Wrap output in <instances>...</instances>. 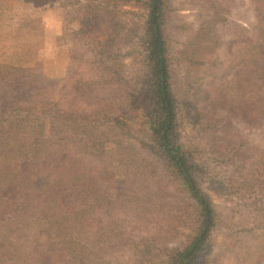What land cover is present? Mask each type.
Listing matches in <instances>:
<instances>
[{"label": "trees", "instance_id": "trees-1", "mask_svg": "<svg viewBox=\"0 0 264 264\" xmlns=\"http://www.w3.org/2000/svg\"><path fill=\"white\" fill-rule=\"evenodd\" d=\"M224 1L192 0L211 7L209 19L174 50L171 0H123L142 11L131 24L120 15L126 4L88 0L83 7L95 10L93 28H101L87 59L98 69L94 77L77 80L68 98H55V80L34 67L4 77L0 264H17L13 248L22 264H103L99 247L115 222L147 221L178 194L185 208L174 219L190 229L179 245H153L177 235L171 223L132 243L152 242L141 253L145 264H212L228 223L204 184L252 213L243 225L257 243L246 246L245 237L234 245L244 262L264 263V0H253L254 25L233 28L222 59ZM39 110L50 121L47 135L35 126ZM183 116L195 129L193 143L182 134ZM106 141L135 147L134 181L121 204L109 201L116 174L106 165Z\"/></svg>", "mask_w": 264, "mask_h": 264}, {"label": "rangeland", "instance_id": "rangeland-1", "mask_svg": "<svg viewBox=\"0 0 264 264\" xmlns=\"http://www.w3.org/2000/svg\"><path fill=\"white\" fill-rule=\"evenodd\" d=\"M223 1L220 0V3ZM224 2L222 6L228 9L224 11L228 23L221 28L224 39L219 55L222 59H226L229 42L236 35L233 28L236 25L251 26L256 21L253 0ZM84 3L87 4L88 0H0V118L5 115L3 88L6 79L4 77L12 75L16 67L26 69L34 67L54 79L55 98L63 95L68 98L73 93V86L77 80L90 79L96 75L98 69L87 59L94 54L89 52V49H92L91 38L98 37L101 28H93L95 23H98L96 12L92 8L85 9ZM106 3L113 8L116 5L126 4L121 8L120 13L124 22L130 19L128 21L131 24L133 20L140 19L142 11L130 3H123V0H106ZM171 7L174 10L169 24V38L171 47L177 50L186 39L195 35L200 22L209 19L208 13L211 7L207 3H192V0H171ZM180 121L185 141L193 143L190 140L193 133L195 134L194 127L186 116ZM35 126L42 135L50 132V121L41 110L37 114ZM247 134L255 144L263 143L262 136L257 132ZM102 151L106 165L116 174L115 188L109 201L112 204H121L125 191L134 181V143L116 144L106 141L103 143ZM156 170L153 174L159 177V169ZM204 189L213 199L225 225L227 223L229 225V228L226 225L219 229V237L212 252V264L251 263L242 260V255L236 253L238 249L234 244L245 240L248 232L243 222L247 216L251 217L252 213L248 210L244 211L237 200L216 193L206 184ZM182 207L185 208V204L181 194H178L164 203L159 212L152 213L147 221L130 218L125 228L121 221L115 222L113 233L106 236L99 247L98 253L103 264H145L147 258H142L141 253L152 242L133 244L132 240L140 241L142 237L160 236L170 223L178 225L177 235H174L168 244L164 240H157L153 245L157 249L165 245L178 246L179 241L190 233L189 224L181 226L179 221L174 219L177 210ZM256 217L263 220V216L256 215ZM260 240L264 243L262 237L258 238V241ZM246 241V246L257 243L252 234L246 237ZM246 251L248 253L246 252L245 256L254 254L252 248ZM9 254L17 264H22L21 250L13 248ZM152 264H165V262L160 258Z\"/></svg>", "mask_w": 264, "mask_h": 264}]
</instances>
